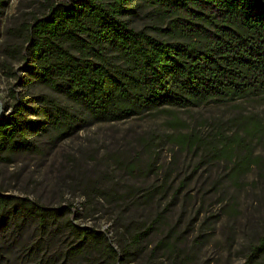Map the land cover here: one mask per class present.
<instances>
[{
    "label": "rangeland",
    "instance_id": "obj_1",
    "mask_svg": "<svg viewBox=\"0 0 264 264\" xmlns=\"http://www.w3.org/2000/svg\"><path fill=\"white\" fill-rule=\"evenodd\" d=\"M70 1L9 0L0 17L2 115L12 113L13 90L52 98L76 121L33 137L32 152L0 153L1 193L57 209L42 230L19 218L0 232V264H111L99 235L73 250L79 236L68 220L105 233L123 264H243L264 232V96L96 121L41 84L19 87L22 64L6 56L21 42L18 28ZM132 7L131 28L172 40L160 35L168 22L154 6Z\"/></svg>",
    "mask_w": 264,
    "mask_h": 264
},
{
    "label": "trees",
    "instance_id": "obj_2",
    "mask_svg": "<svg viewBox=\"0 0 264 264\" xmlns=\"http://www.w3.org/2000/svg\"><path fill=\"white\" fill-rule=\"evenodd\" d=\"M135 1L154 6L167 19L168 27L159 32L172 40L129 26L124 18L134 15ZM8 3L0 0V17ZM18 29L21 42L6 56L22 64L19 87L41 84L96 121L264 96V0H71L50 4L43 16ZM9 93L13 110L0 119V153L32 152L33 137L75 126V117L52 98ZM55 210L0 192V232L19 218L33 219L42 230ZM67 225L79 236L73 250L99 235L111 264H123L105 233L71 220ZM151 231L150 224L133 233L131 246ZM262 257L264 232L243 264Z\"/></svg>",
    "mask_w": 264,
    "mask_h": 264
},
{
    "label": "water",
    "instance_id": "obj_3",
    "mask_svg": "<svg viewBox=\"0 0 264 264\" xmlns=\"http://www.w3.org/2000/svg\"><path fill=\"white\" fill-rule=\"evenodd\" d=\"M2 117V106H1V103H0V119Z\"/></svg>",
    "mask_w": 264,
    "mask_h": 264
}]
</instances>
